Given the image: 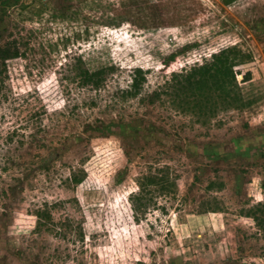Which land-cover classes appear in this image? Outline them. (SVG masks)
I'll return each mask as SVG.
<instances>
[{"label": "rangeland", "instance_id": "1", "mask_svg": "<svg viewBox=\"0 0 264 264\" xmlns=\"http://www.w3.org/2000/svg\"><path fill=\"white\" fill-rule=\"evenodd\" d=\"M3 47L0 264H264V0H0ZM230 47L241 102L177 96Z\"/></svg>", "mask_w": 264, "mask_h": 264}, {"label": "trees", "instance_id": "2", "mask_svg": "<svg viewBox=\"0 0 264 264\" xmlns=\"http://www.w3.org/2000/svg\"><path fill=\"white\" fill-rule=\"evenodd\" d=\"M234 0H223L224 4H230ZM18 52L11 51L8 47H3L0 49V59L5 62L6 60L17 58ZM210 61L205 62L201 65H194L190 67L187 71H181L180 73H173L170 79V86L176 91H174L177 96L183 95L184 97H192L195 101H198L204 105H207L211 100L209 95L216 94V96L222 97L225 102L238 103L241 102L239 96V87L236 80V76L240 74L236 71V68L247 63L251 59L250 54H244L239 49L230 47L222 49L217 53L210 55ZM175 55H170L168 61H173ZM105 69H100L94 72H89L87 70H79L78 76L81 80V85L90 86L97 88L104 77ZM250 74L246 72L242 74V81L248 80ZM144 76L140 69L134 71V75L131 79L130 89L137 91L141 82L144 81ZM232 104V103H230ZM154 177H144L140 182V192L148 191L149 186L156 183ZM159 180V179H158ZM75 185H81L84 181L83 176L74 177L72 179ZM163 183L164 179H160ZM150 192V191H149ZM134 201H140L141 197L136 195L133 197ZM143 207V211L146 208V204H139L138 207ZM257 207H264V204L257 205ZM255 208L248 209L246 212H242V217L250 218L256 220L254 217ZM42 216L40 212L36 213V217L39 219ZM49 220V216H45Z\"/></svg>", "mask_w": 264, "mask_h": 264}]
</instances>
